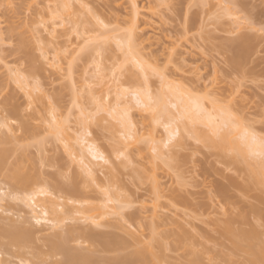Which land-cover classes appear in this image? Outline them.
I'll use <instances>...</instances> for the list:
<instances>
[{
  "label": "rangeland",
  "instance_id": "obj_1",
  "mask_svg": "<svg viewBox=\"0 0 264 264\" xmlns=\"http://www.w3.org/2000/svg\"><path fill=\"white\" fill-rule=\"evenodd\" d=\"M18 32L29 40L25 52L17 48ZM243 36L249 38L247 50L229 45ZM126 38L148 74L124 54L120 40ZM26 53L41 67L40 73L29 74ZM146 86L154 98L165 96L164 110L167 106L176 112L169 95L174 90L199 97L211 114L229 113L236 130L230 136L228 125L220 124L218 131H227V142H237L240 153L231 143L225 148L208 143L221 134L211 132L208 123H190L198 126L194 131L206 134L202 140L190 127V132L186 127L176 131L181 118L170 125L177 135H169L165 120L174 112L164 113L165 119L157 115L159 120L152 122L151 111L133 93ZM11 102L22 114H30L27 118L37 133L10 143V160L23 148V163L46 182L51 181L50 173L62 178L77 173L86 190L99 195L105 190L102 182L115 175L116 184L110 188L128 202L124 212L137 211L142 219L110 214L104 220L121 225L113 230L130 248L148 246L159 257L158 264H254L247 253L253 244L263 249L258 264H264V153L247 150L246 143H240L244 136L238 134L248 128L264 140V0H0V134L19 135L3 123ZM50 108L63 128L57 136L49 123ZM114 109L133 121L127 124L132 128L127 137V126ZM17 123L8 120L11 126ZM68 142L75 149L71 153ZM90 144L103 158L91 155ZM87 165L94 168L96 179L87 173ZM22 196L11 195L8 185L0 182L1 224L8 218L31 221V208ZM151 222L155 233L149 229ZM35 225L39 235L57 229L46 220ZM251 228L258 234L253 239L228 231ZM15 251H0L3 264L49 260L39 250L28 249L25 260Z\"/></svg>",
  "mask_w": 264,
  "mask_h": 264
},
{
  "label": "bare ground",
  "instance_id": "obj_2",
  "mask_svg": "<svg viewBox=\"0 0 264 264\" xmlns=\"http://www.w3.org/2000/svg\"><path fill=\"white\" fill-rule=\"evenodd\" d=\"M62 6L67 7L68 6L67 2H63ZM134 11H135L134 19H136V10L134 9ZM69 14L70 12H67L65 15L67 16ZM243 37H240L237 40L230 41L229 45L231 47H237V48L243 47L245 50H247V48H245L247 47V45L244 46V44H246L247 41H249V38H246V36H243ZM123 40H120V43H121L120 47L121 48L123 47V50H125L124 54H126L128 57H132L136 61L137 63L136 65H138L139 68H142L143 70V72L141 70V73L148 74L147 71L145 70L146 67L143 65L142 61H140L138 56L136 57L137 54L131 52L133 51L131 39L126 38L124 41ZM28 43H29V40L26 37H24L20 32H18L17 48L19 49V52L21 51L25 52L27 49ZM26 54L27 56L25 59L27 63L29 64L28 66L30 67V68L28 67L29 74H35L36 71H38L41 67L39 66V68H37L36 65H33V59L30 57L28 53ZM126 55H125V58L127 57ZM127 59L129 60L130 58H126V60ZM70 62H69L70 64L69 69L72 65V63ZM237 62L238 61H235L236 64ZM163 80H165L164 77H163ZM145 89H143L145 92L143 90H138L133 93L135 96H137L138 102H140V104H143V106L145 105L146 108L149 109L147 110L145 108L147 111H151L149 112V117L152 122H157L161 118L160 116H162V118L164 117L163 119H165L166 114L164 115V113H167V116H168L170 115L169 113L174 112V111H171L172 110L171 108H170L171 110L168 109L169 107L167 106H166L167 109L164 110L166 103H164L165 96L162 95L163 93L160 95L157 94L155 96V97H158V96L160 97L162 95L163 96V97L161 96L162 99L154 98V94H152V92L149 90V87L146 86ZM147 90H149L151 93ZM140 91L144 92V93L141 92L143 95L140 93ZM175 92L177 91L171 90L169 95L173 96V98H171L172 100L171 102L173 103V105H175V108L178 107L176 109L178 110L179 114H177L178 112L176 110L177 113L174 112L175 115L173 113L170 116H168V119L165 120L169 125V128L167 129L171 130V131H167L169 135L170 134L172 135L175 132L176 127H177L176 131L179 129L184 131L183 128L186 127L187 129H185V131L187 130V132H190L189 129L191 128V134L193 133L194 135H199L197 138L198 140L205 139L207 137L206 134L202 133V131L199 130V128L197 129L198 132L194 131V127L197 128L198 126L197 125L192 126L191 125L192 123L193 124L194 123L196 124L197 123L199 124L208 123V127L210 125L209 127L210 131L213 133L215 132L217 136H218V132H219L218 130L220 128L219 127L220 124L222 126L228 125L230 127L229 129L228 126L227 127L225 126L227 128L225 130L228 131V135H230L233 131L236 130V129H233V127L236 125L235 122H233L235 120L234 119L232 120L230 119L231 118L230 116H227L229 115V113H226L223 110H217L218 111V112L216 111L217 114H215L216 112L214 111H213L214 113L211 111L212 112L211 114L209 111L210 108L207 109L205 107L204 109V104L199 97H196V96L194 97L190 95H187L186 97H184L185 95L181 94L180 92H177V93ZM146 93L147 94L150 93V95L152 94V96L150 97V95L149 94L147 95ZM151 98L153 101L151 100ZM149 101L152 103H150ZM51 110L52 108H50L49 113L53 114ZM167 110H170V111H167ZM122 111L127 112V109L126 110L122 109ZM120 112L116 113V110L114 111L116 115H119ZM191 112L192 114L195 112L193 115H195L196 118L191 114ZM200 112L203 117L200 115ZM152 113L153 114L155 113V114L153 115ZM121 115L122 113L120 114L121 121L124 120L126 122V123L124 121L122 122L123 124H125V127L129 123L130 124L133 123V121L131 123V121L129 122L127 117L125 116L122 117ZM157 115L159 116V119L157 118L158 117ZM172 115L174 116V118ZM28 116H30V114H27V115L22 114L21 111L19 110L18 105H16L14 102L10 103V106L7 110V114L3 119V123L7 127H12L14 130H19L20 134L12 135V134H5L3 132H1L0 134V182H4L5 184L8 185L9 193L11 195H17L18 193L23 194L22 198L21 197L20 198L23 201V203H25L28 206L29 210L31 208V211H29V213L31 212V221L29 220L30 217L29 219L24 218V220L19 219L17 221H15V219L13 220L12 218L10 219L8 218L7 222H2V224L0 223V251L1 252L10 251L14 248V250H16L15 252H17L18 257L21 258L22 256L23 258L24 257L23 253L24 252L27 253L28 249H32L36 252L39 250L42 254L47 256V258H49V260H47L46 258L40 257L42 264H158L159 257L155 256L152 253V251L149 250L148 246H132L130 248L129 246L126 245L125 238L122 235H120L118 232L113 230V229H117L121 227V225H119L116 222H110L108 220H104V218H106V216L110 214H116V215L120 214L122 215L123 218H128L132 221L142 219V217L138 215L137 211L124 212L123 209L127 206L128 202L125 201V197L119 194L117 190L110 188L114 184H116V180L113 179L115 178V175L107 176V179L102 182L101 186H104L105 190L101 191L102 193L99 195L97 192L92 193V190L91 191L86 190L87 186L83 184L84 180L79 181V179H77L79 174L75 175L77 173L71 174L69 175V177L68 176L65 177L66 179L62 178L63 175L61 176V174L58 172H55L52 174L50 173L49 175L51 176L50 177L51 181H49V183L46 182L45 180H43L44 178L42 179V176H40L41 174H38L37 172H35V170L33 171L32 169H30L28 166H26L23 163L25 160H27L26 155L24 154L23 148L20 149L19 156H17L13 160H10V156L12 154V149L9 146L10 143H12L13 141L19 140V139H26L27 136H36V133H37L36 126H34L30 122V120L27 118ZM51 116H52L51 117L52 121L50 119L49 123L51 124V128H54L55 130L53 134L57 136L62 131L60 129H63V128L60 125H58V122L55 120V117H54L55 115L53 114ZM197 116H200V118ZM155 118L157 119L155 120ZM171 118H173L174 120L170 121L172 120ZM178 118H181L183 120H180ZM188 119L190 120V122L188 121ZM8 120H18V123L16 124V126H11L10 124H8ZM179 120L183 121V123H179L181 125L177 124L175 128L173 126H170L172 125L171 122L173 123L174 121L175 122L177 121L178 123L180 122ZM184 120H186V122L189 124H187ZM202 121H205V122H202ZM175 122L173 124H175ZM189 125H191L192 127ZM188 127L190 128L188 129ZM127 129L130 131H128ZM172 129L174 131H172ZM123 130H124L123 133L126 132V135L125 133L124 135L127 137V135L130 134V132L132 131V128L130 129L128 125L127 128H124ZM241 130L242 131H240L238 134L241 133V136L243 135L244 137L240 143L242 144L243 142H245L246 147L248 146L246 148L247 150L253 149L255 151H258L259 153H264V151H262L264 150V147H263L264 140L261 138H258L254 133L252 134L251 133L252 131L249 130L248 128H243ZM227 131L223 130L222 133L219 132L221 134L217 137L218 142L217 140H215V142L214 140H212L213 142L210 141L208 143L216 144L218 146L221 145L220 146L221 148H225L229 145V143H231V145L233 144L235 146V151L237 150L239 152V148L240 149L242 148L240 147L239 144H237V142L236 143L235 141L233 142L232 139H230L231 141L229 140L227 142V137H226L227 135L224 136L225 134H227L226 133ZM230 131L232 132L229 134ZM178 132L180 133L181 131H178ZM176 135L171 136V137L173 138ZM129 136L131 137V135ZM194 137L196 138V136ZM65 138L69 139V136L67 137L65 136ZM210 139L212 138H209L207 140H210ZM71 144H69V142L67 144V147L70 153L73 150H75L71 148V146L73 147V145ZM231 145L230 147L234 148V146L233 145L231 146ZM90 146L89 148H90V151H92L93 153V154L91 153V155L92 156L94 155L93 157L96 158L98 156H101V158H103L102 153L99 152L98 148H96L94 145L92 146L91 144ZM70 155L73 156L74 154L72 153ZM239 155H242V154H239ZM88 167L89 165H87V169ZM88 170L89 172L87 173L90 174L89 176L91 177V179H96L93 176L94 168L89 167ZM254 174L258 178H260L257 172L256 173L253 172L252 175L256 179H258L256 176H254ZM221 193L222 195H224V191L221 190ZM46 194H51L54 197L52 198V197L45 196ZM122 198L124 199L122 200ZM37 199L39 201H42V204L37 203L38 204L37 205L35 203L36 202L35 200ZM121 200L123 202H121ZM110 202L111 203L117 202V203L116 205L115 203H113L114 205H111L109 204ZM121 203L125 205H122ZM9 206H11V204ZM35 206H40L38 207L40 209L39 212L36 211V209L34 208ZM32 212L36 213L37 215L34 214L32 217ZM45 215L46 217H43ZM155 215H156L155 210H153L150 216L151 221L153 220ZM33 218L35 219L37 223L40 220L49 221L54 225V226L51 225L50 228L56 227L57 229L54 228L56 230H54L50 234L39 235L37 231H40V230L38 229V227H36V225L34 226V223L35 224L37 223L36 222L30 223L34 221ZM66 220L69 222L68 224H66L67 223ZM148 225H149L150 231L152 233H155L154 224L151 222ZM102 227L112 228V229H103ZM228 231L229 232L233 231L231 234L235 235V237L241 236L247 239H253L254 237L258 235L257 231L252 228L247 231L230 230V229H228ZM128 247L130 249H128ZM248 252L252 256V261L254 264H258L259 261L260 262L263 261L261 257V254L263 252L262 248H258V247H255L253 244H249L247 246V253ZM25 259H28V258L24 257L23 260ZM3 262H5V260L3 261L1 259L0 264H3Z\"/></svg>",
  "mask_w": 264,
  "mask_h": 264
}]
</instances>
